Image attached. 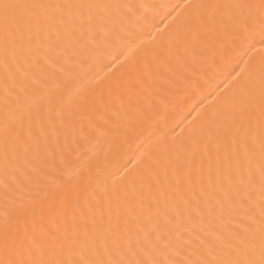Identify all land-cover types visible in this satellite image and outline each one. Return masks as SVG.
Masks as SVG:
<instances>
[{"label":"snow or ice","instance_id":"snow-or-ice-1","mask_svg":"<svg viewBox=\"0 0 264 264\" xmlns=\"http://www.w3.org/2000/svg\"><path fill=\"white\" fill-rule=\"evenodd\" d=\"M121 7L134 6L0 0V264H264V56L241 69L206 137L164 149L122 191L101 187L100 167L70 160L65 145L59 159L49 147L45 166L32 169L35 194L13 198L21 157L59 142L65 113L59 91L46 87L50 69L70 48L106 38L107 13ZM185 7L192 12L176 39L187 70L224 33L264 52V0Z\"/></svg>","mask_w":264,"mask_h":264},{"label":"bare ground","instance_id":"bare-ground-1","mask_svg":"<svg viewBox=\"0 0 264 264\" xmlns=\"http://www.w3.org/2000/svg\"><path fill=\"white\" fill-rule=\"evenodd\" d=\"M131 5L113 8L105 21L106 38L70 48L50 69L54 78L47 89L60 93L65 118L57 121L55 137L39 151L21 157L13 183V198L34 195L29 183L33 168H43L50 147L59 154L70 145V160L91 158L101 169L100 185L123 190L164 149L173 154L207 136L214 127L209 118L221 112L232 97L241 69L257 66L261 45L249 49L243 36L231 33L213 39L187 70L188 57L176 39L192 10L188 4H229L238 0H96ZM258 2V0H252ZM248 72L244 73L247 79ZM5 70L0 64V123L5 119ZM99 129L100 131H96ZM100 132L104 134L101 135ZM4 174L0 166V212ZM258 197V192H257ZM205 220L204 226H209ZM199 230V225H196Z\"/></svg>","mask_w":264,"mask_h":264}]
</instances>
